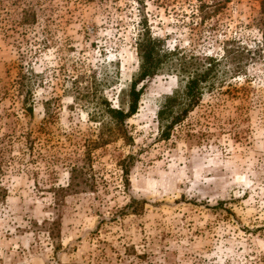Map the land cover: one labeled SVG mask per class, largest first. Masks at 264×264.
<instances>
[{
  "label": "rangeland",
  "instance_id": "374dc122",
  "mask_svg": "<svg viewBox=\"0 0 264 264\" xmlns=\"http://www.w3.org/2000/svg\"><path fill=\"white\" fill-rule=\"evenodd\" d=\"M36 3L15 0V7ZM38 17L50 40L35 64L44 83L34 89L33 116L0 98V117L25 131L29 123L46 125L41 139L50 153L38 177L16 171L4 178L0 264H264V51L248 61L247 75L221 89L229 94L205 95L166 141L158 112L179 79L172 71L148 79L126 123L129 140L91 153L95 189L66 196L59 208L49 192L67 185L68 166L79 162L82 145L97 138L100 126L63 95L69 79L81 71L107 76L114 83L104 95L126 108L143 17L163 50L219 59L229 41L252 52L264 48L261 1L51 0ZM7 37L0 28V89L16 60ZM46 102L51 113L45 121ZM48 161L54 171H47ZM130 198L144 201L140 214L119 218ZM57 219L59 236L52 242Z\"/></svg>",
  "mask_w": 264,
  "mask_h": 264
},
{
  "label": "trees",
  "instance_id": "16d2710c",
  "mask_svg": "<svg viewBox=\"0 0 264 264\" xmlns=\"http://www.w3.org/2000/svg\"><path fill=\"white\" fill-rule=\"evenodd\" d=\"M10 1L7 0V3H4V0H0V28L7 34V38H11V46L14 48L16 60L8 69L9 81L2 84L0 98L13 99L12 102L20 104L24 116L32 118L34 89L44 83V74L36 72L35 64L39 63L38 57L40 58L50 40L49 31L39 23L38 11L41 10L42 3L51 0H37L36 5H25L21 8L15 7V0ZM260 1L264 11V0ZM140 26H142V32L134 43L138 67L126 90V108L114 107L104 95V90L114 83V80L110 81L107 76L100 79L94 72L89 74L81 71L77 73L76 77L67 81L69 84L63 86V95L71 96L74 104L87 110L89 119L100 126L97 138L87 140L82 145V158L79 162L75 161L68 166L70 178L67 185H53L49 188V192L53 194L56 208L62 206L63 198L68 195L92 192L95 189V182L91 174L92 167L89 165L91 153L116 140L123 139L125 142L129 140L126 123L136 114L145 82L148 79L163 71H172L179 79V86L171 96L166 98L158 112L162 129L160 136L166 141L177 125L182 124L187 119L189 112L201 103L205 95L216 99L225 93L229 94L230 89L226 91L221 89L227 85V88L231 87L230 80L239 75H247L249 60L263 57V47H258L252 52L234 41L224 43V54L219 59L213 55L199 57L194 53H181L177 49L163 50L160 40L153 36L144 17ZM11 70L14 71L13 74L10 73ZM122 91L121 88L118 95ZM50 113V105L46 102L45 115L47 118L45 121L49 118ZM1 118L0 202H3L8 196L4 184V178L8 173L32 171L38 177L43 170L40 161L44 160V154L50 153V151L45 148L41 139L46 125L34 128L29 123L25 131L19 125L2 123ZM54 165L53 161H48L45 165L47 171H54ZM120 165L123 170V186L127 188L129 185L128 161L123 160ZM143 202V200L130 198L129 202L116 213L119 218L131 214L139 215ZM218 205H222V202H219ZM58 236L59 220L57 219L53 221L49 238L54 242Z\"/></svg>",
  "mask_w": 264,
  "mask_h": 264
}]
</instances>
